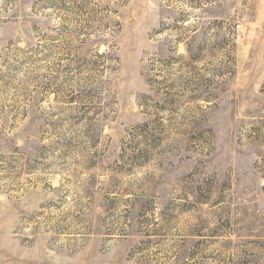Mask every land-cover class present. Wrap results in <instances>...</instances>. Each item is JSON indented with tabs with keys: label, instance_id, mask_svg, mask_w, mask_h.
<instances>
[{
	"label": "rangeland",
	"instance_id": "374dc122",
	"mask_svg": "<svg viewBox=\"0 0 264 264\" xmlns=\"http://www.w3.org/2000/svg\"><path fill=\"white\" fill-rule=\"evenodd\" d=\"M0 264H264V0H0Z\"/></svg>",
	"mask_w": 264,
	"mask_h": 264
}]
</instances>
